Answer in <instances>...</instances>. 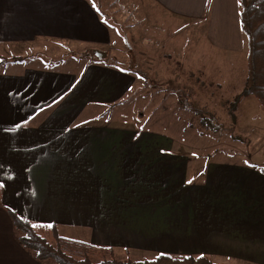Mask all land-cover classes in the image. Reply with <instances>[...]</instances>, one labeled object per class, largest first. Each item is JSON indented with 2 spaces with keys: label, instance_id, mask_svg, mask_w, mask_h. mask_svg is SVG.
I'll return each mask as SVG.
<instances>
[{
  "label": "crops",
  "instance_id": "1",
  "mask_svg": "<svg viewBox=\"0 0 264 264\" xmlns=\"http://www.w3.org/2000/svg\"><path fill=\"white\" fill-rule=\"evenodd\" d=\"M152 1L205 24L208 44L229 63L244 60L238 0ZM103 9L96 0H0V42H26L28 52L47 40L105 51L115 42L108 19H116ZM136 84L134 72L98 56L78 70L0 72L1 202L33 221L88 230L90 242L115 251L264 264V164L199 163L174 152L171 137L131 123V113L122 123L96 120L100 109L131 103ZM18 237L0 204V264H52Z\"/></svg>",
  "mask_w": 264,
  "mask_h": 264
},
{
  "label": "rangeland",
  "instance_id": "2",
  "mask_svg": "<svg viewBox=\"0 0 264 264\" xmlns=\"http://www.w3.org/2000/svg\"><path fill=\"white\" fill-rule=\"evenodd\" d=\"M96 1H102L105 13L116 19H108L114 26L109 38L115 42L104 49L107 55L102 60L126 68H133L136 63L135 70L140 71L134 73L137 84L131 92V103L98 110L97 121L122 123L119 119L132 116L131 123L141 130H156L171 137L175 140L174 152L181 147L199 163L210 155L213 159L264 164V110L257 98L246 94L238 101L241 123L233 124L228 115L230 102L245 85V58L229 63L208 44L205 24L178 18L152 0ZM112 5L126 6L112 14ZM41 43L28 52L26 42L22 46L17 42H0L3 57H20L16 61L0 59V72L39 64L78 70L87 59L97 58L96 50L81 51L84 47L80 44H67L65 49L60 41ZM230 69L234 73H227ZM169 79L171 85H167ZM122 109L127 111L124 117L120 115ZM204 115L222 123L223 130L213 131L205 126L201 120ZM59 232L86 241L90 237L88 230L75 226L60 225ZM115 255L120 259H143L152 258L154 253L117 250Z\"/></svg>",
  "mask_w": 264,
  "mask_h": 264
},
{
  "label": "trees",
  "instance_id": "3",
  "mask_svg": "<svg viewBox=\"0 0 264 264\" xmlns=\"http://www.w3.org/2000/svg\"><path fill=\"white\" fill-rule=\"evenodd\" d=\"M238 2L247 78L243 91L234 97L228 108V115L233 124L238 121L237 103L246 94L254 95L264 110V0H238ZM0 59L2 62L16 61L20 57H3L0 54ZM132 66L133 68L127 67V70L134 73L140 72L135 70L136 63ZM142 74L145 75V73ZM171 83L172 80L169 79L167 85ZM201 120L213 131L223 130V124L216 122L209 115H204ZM262 171L264 172V167ZM2 188L0 184V204L6 209L13 225L19 230V242L38 260H50L57 264H228L218 263L204 254L174 255L158 252L152 258H117L115 249L111 246L66 237L60 234L56 223L33 221L22 217L15 209L1 202Z\"/></svg>",
  "mask_w": 264,
  "mask_h": 264
},
{
  "label": "water",
  "instance_id": "4",
  "mask_svg": "<svg viewBox=\"0 0 264 264\" xmlns=\"http://www.w3.org/2000/svg\"><path fill=\"white\" fill-rule=\"evenodd\" d=\"M95 53L98 56V58H100V59L105 58L107 55V53L105 51H102V50H96Z\"/></svg>",
  "mask_w": 264,
  "mask_h": 264
}]
</instances>
